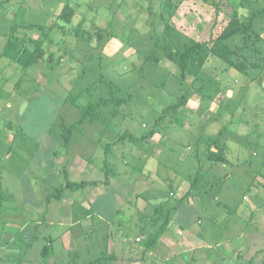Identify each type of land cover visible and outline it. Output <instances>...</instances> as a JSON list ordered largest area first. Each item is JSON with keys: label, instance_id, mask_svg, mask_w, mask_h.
<instances>
[{"label": "rangeland", "instance_id": "obj_1", "mask_svg": "<svg viewBox=\"0 0 264 264\" xmlns=\"http://www.w3.org/2000/svg\"><path fill=\"white\" fill-rule=\"evenodd\" d=\"M215 2L0 0V227L9 222L17 235L9 250L0 249V264L88 263L120 232L134 244L147 217L166 216L169 208H176L173 230L184 228L197 249L164 264H264V74L259 81L260 69L243 75L211 56L198 75L182 79L171 58L186 40L216 36L237 13L255 17L245 51L264 65V0H225L218 16ZM67 3L76 12L63 26L57 15ZM12 26L22 44L41 42L44 56L28 69L2 58ZM110 83L126 101L103 106L104 120H85L65 146L67 130L82 118L80 106L110 98ZM111 110L118 114L109 119ZM219 132L229 162L211 166L202 139ZM74 155L80 164L71 165ZM198 156L204 180L181 202ZM67 172L76 181L111 179L114 187L95 192L91 185L83 195L65 189L62 198L47 199L44 192L56 193ZM143 193L157 198H149L150 214L128 220V201L140 207ZM35 203L47 220L26 231L24 208L33 212ZM100 216L113 224L102 225ZM116 252L135 257L122 245ZM150 261L146 254L138 264H161Z\"/></svg>", "mask_w": 264, "mask_h": 264}, {"label": "trees", "instance_id": "obj_2", "mask_svg": "<svg viewBox=\"0 0 264 264\" xmlns=\"http://www.w3.org/2000/svg\"><path fill=\"white\" fill-rule=\"evenodd\" d=\"M224 3L225 0H216L214 7L217 16L221 11V7ZM171 7L172 9L170 10V15L172 16L176 5L172 4ZM261 11L262 13H260V15H264V9ZM75 12V8L67 3L63 7L61 12L57 15V21L62 23L61 25L63 26L70 25L72 23ZM256 13L253 14L257 15ZM227 20V24L216 36H212L208 40H186L176 51V54L174 56H171L180 71V77L182 79H185L187 75H198L199 70L202 69L204 64L209 60L211 56L221 59L229 69H235L243 75H248L251 70L260 69L261 76L259 77V81L263 79L264 65H261L259 59L252 60L251 56L245 51L247 49V46L252 41L253 35L256 34L255 17L251 16L249 17V19H244L239 14L234 13ZM15 29L16 27L12 26L10 28V31L8 32L9 36L7 37V41L2 50V58H6L12 63L19 64L24 69H28L44 56V51L41 48V42H34V47L28 45L26 43V40L22 44L20 42V39H18L17 36H14ZM76 32L78 36V31ZM114 87L115 86L112 85V83L108 84V89L112 93L110 98H103L96 102H89L86 105L80 106V109L82 110V118L76 123L72 124L70 126L71 128L67 130L69 132V135L67 137L65 136V146L69 147L72 131L76 130L79 125H82L85 120L89 122H102V120H104L101 119L102 116L99 112L103 106L113 105L116 108L126 101L125 98L115 96L113 94ZM118 90H120V88ZM117 114L118 112L116 110H111L107 116L109 117V119H112L113 117H116ZM153 133L154 130L150 132V134ZM130 135L133 136L132 134ZM222 135L223 134L219 132L215 136H209L206 139H202L203 144H205L206 147V158L211 166L225 165L229 162L226 156V149L224 147L225 138ZM120 138H123V136H121ZM113 143L111 142V144ZM109 151H111V149H107V152ZM198 161L199 170L195 174V181H190L189 190H187L186 193L182 196V198L180 199L181 202H184L190 196H193L191 192L194 189V185L199 182L200 178L204 180L203 175L200 174V167L202 163L199 156ZM211 171L212 170H207L205 172L209 173ZM65 177V185L55 189L56 193L53 191L48 192L47 199L52 200L53 198H62L65 189H69L70 191L84 190L91 185H98L100 183L99 181L71 180L68 176V172L65 173ZM189 179L191 180L192 178ZM169 223L170 217L169 214H166L165 220L160 225H154L151 231L146 233L142 228L141 232L145 233V238L140 239V237H138L137 241H139V243L143 246L144 251H151L152 249H154L163 233L168 229ZM116 259L117 255H115L114 253H104L95 260H92L88 263L74 262L71 264H114V261Z\"/></svg>", "mask_w": 264, "mask_h": 264}, {"label": "crops", "instance_id": "obj_3", "mask_svg": "<svg viewBox=\"0 0 264 264\" xmlns=\"http://www.w3.org/2000/svg\"><path fill=\"white\" fill-rule=\"evenodd\" d=\"M103 131L108 134L107 136H108V139H109V137H111V135H109V132H111V130L106 128ZM73 158H74L73 162L74 161L75 162L72 163L71 165H76L78 162H79V164L81 163L82 159L78 155H76V156L74 155ZM90 158H91V156L89 157V159ZM107 163L108 162H106L104 164L105 167L108 166ZM87 164H88L89 168L87 169V167H86V169H87L86 174H90L92 172V170H93L91 165H90L91 164L90 160H88ZM109 170H110V168H109ZM56 171L58 172V170H56ZM76 172H77V170H75V169L73 170L72 174L70 172L71 176H74V174H76ZM78 175H79V173H78ZM71 180H74V179H71ZM87 181H93V180H87ZM98 185H100V188L96 189L97 188V185H96L95 192L96 191L104 192L106 187L107 188L114 187V184H112V180L111 179H108L105 182L101 181ZM121 188L122 187L118 185V189H120L121 191H124V189L123 188L121 189ZM80 191L81 190H79V191L75 190L76 193H78ZM147 193L139 194V196L142 198V202H143L142 203L143 205H140V207L137 206V204L135 202L131 203V201H128V203H127L128 204L127 212H125L126 216H129L128 220H130V217L131 218H135V213H138V214L143 213L144 214V218H146L144 211L146 212V214H148V215L150 214V206H149V200L150 199L149 198H153V199H157V198L154 195H151V196L147 195ZM44 194L48 195V191L47 192L45 191ZM81 194H82L81 192L78 193V195H81ZM46 195H45V197L47 198ZM89 196H93V194L90 193ZM73 202L76 203L75 200ZM154 202H156V200L153 201L152 203H154ZM152 203H150V204H152ZM34 205H37V206L35 207L33 212L27 211V209H29V207L24 208L25 209L24 212L26 214L24 215V217L21 218V222L20 223H21L22 229H26V231L29 229V227L30 228L33 227V229L36 228V231H37L38 227L40 225L43 226L45 224V220H47V217L46 218L44 217V212L40 208L38 203H35ZM86 206H89L90 209L92 208V206H90L87 201H86ZM67 207L70 210H75L76 209L75 207H73L70 204L67 205ZM169 209L170 210H166V212H165V213H170L169 214V217H170L169 227L163 233V235L161 236L158 244L154 247V249H152L151 251H144L143 246L139 243V241L136 242V239L138 238V236H141L142 239L145 238V233L140 232V235H136L137 237H135L136 238L135 239V243L133 244V243H131V238H129L126 235L124 236V232H120V235L118 236L119 240H114V239H111V238H107L110 241V243H109L110 247H108V245H107L106 250L103 253H101V255L104 254V253H108V254H111V253L113 254L114 253L115 255H117V259L114 261V264H138L139 261L143 262L145 260L146 254L150 255V257H151V261L150 262L153 263V261H155V262H157V263L159 262L161 264H164L165 262H167L168 259L170 260V258L174 257L177 254V252H180L183 255L186 252L191 251L192 254L194 255V251L197 249V248H194L195 245L193 243V240H194L195 237L194 236H192V237L185 236V231L186 230L184 228H182L181 226H179L176 231L173 230L174 229L173 226H174L175 220H173L172 213H173V211L176 212V208L172 209V210H171V208H169ZM93 214H95V212H93ZM89 215L90 214H88L87 217ZM42 216L44 218H42ZM100 218H101V216H100ZM147 218L148 219L145 221V222H147L146 225L142 226V227L140 226V230H142V228H143L145 232L146 231L147 232L151 231L154 225H160L165 220V216H163V215H158V217H157V215H154L152 217H147ZM101 219H102L101 223H103L102 225H107V228L113 224V222H110L109 218H104L103 217ZM136 219L137 220L139 219L138 216H136ZM77 222L78 221H74L71 224L76 225ZM1 224L3 225V227L2 226L0 227V249L9 250L8 249L9 246L11 247V243H12V241L15 240L17 235H15L14 232H12L13 231L12 229H14V228L10 227L8 225L9 222H2ZM102 225H100V226H102ZM129 225L130 224H128V226ZM20 232H21V229H20ZM5 234H9V235H11V237L9 239H4ZM32 237H33V234H29V237H28L29 240ZM53 239L54 238H52V237L50 238L49 237L48 241L50 243H52L54 241ZM119 245H122V247L124 249L128 250V253L130 255L133 254L135 257H132V256H130V257H122L121 256L120 257V255L116 252V246L119 247ZM179 246L181 247L180 251H178V249H177ZM43 249H44V246L40 250L41 251V256L43 254ZM101 255H99V256H101ZM41 261H43V259ZM154 264H156V263H154Z\"/></svg>", "mask_w": 264, "mask_h": 264}, {"label": "built area", "instance_id": "obj_4", "mask_svg": "<svg viewBox=\"0 0 264 264\" xmlns=\"http://www.w3.org/2000/svg\"><path fill=\"white\" fill-rule=\"evenodd\" d=\"M138 240V239H137Z\"/></svg>", "mask_w": 264, "mask_h": 264}]
</instances>
